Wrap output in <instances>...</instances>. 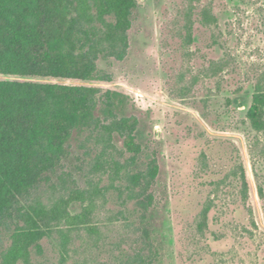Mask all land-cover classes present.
Instances as JSON below:
<instances>
[{
	"label": "rangeland",
	"instance_id": "rangeland-1",
	"mask_svg": "<svg viewBox=\"0 0 264 264\" xmlns=\"http://www.w3.org/2000/svg\"><path fill=\"white\" fill-rule=\"evenodd\" d=\"M137 2L125 58L96 61L109 78L0 75L115 91L116 117H137L143 146L126 150L98 97L97 120L74 131L32 196L52 207L85 191L69 211L92 202L98 231L48 219L29 260L14 264H264V132L247 117L264 88V0ZM155 161L154 182L134 185ZM20 208L27 202L0 225V264L24 224Z\"/></svg>",
	"mask_w": 264,
	"mask_h": 264
},
{
	"label": "trees",
	"instance_id": "trees-1",
	"mask_svg": "<svg viewBox=\"0 0 264 264\" xmlns=\"http://www.w3.org/2000/svg\"><path fill=\"white\" fill-rule=\"evenodd\" d=\"M137 7V0H0V75L80 81L109 78L96 61L102 55L125 58L126 35ZM100 93L95 86L0 79V225L16 203L24 200L28 206L19 209L24 224L14 231L3 264L28 261L30 247L48 219L98 231L88 225L95 209L92 202L78 213L69 211L71 203L87 201L85 191H74L52 207L33 201L32 196L51 181L74 131L95 123L98 97L113 119L107 128L123 138L127 151L135 155L143 151L136 134L137 117H116L114 98L119 94ZM247 117L254 129L264 132L261 85ZM158 170L155 161L147 171L132 175L133 184L140 186L145 180L150 185Z\"/></svg>",
	"mask_w": 264,
	"mask_h": 264
}]
</instances>
